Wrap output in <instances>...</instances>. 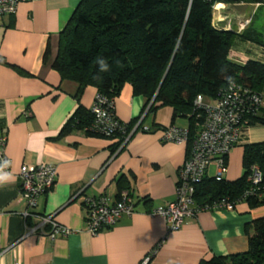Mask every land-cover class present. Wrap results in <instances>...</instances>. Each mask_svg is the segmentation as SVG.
Listing matches in <instances>:
<instances>
[{
	"label": "crops",
	"instance_id": "crops-1",
	"mask_svg": "<svg viewBox=\"0 0 264 264\" xmlns=\"http://www.w3.org/2000/svg\"><path fill=\"white\" fill-rule=\"evenodd\" d=\"M79 1L20 0L13 13L0 14V135L6 136L8 173L14 177L0 184V264H198L213 255L246 251L245 226L264 214V205L251 208L242 201L232 210H202L175 230L166 228L163 217L148 214L175 198L178 168L188 150V144L161 141L162 127L191 125L188 117H174L172 106L151 110L144 97L124 83L113 100L114 113L123 122L139 116L147 130L135 131L114 151L117 138L77 128L60 133L78 104L89 108L96 96V88L87 85L77 101L76 82L62 79L51 67L60 32ZM212 24L233 32L231 60L264 62V46L240 36L244 29L264 34V2H217ZM261 92L258 116L264 118V89ZM250 119L227 154L223 177L229 180L242 174L243 145L264 142V124H250ZM199 126L194 119L190 129ZM41 162L55 165V182L32 211L53 215L72 229L55 239L32 231L38 217L24 216L26 203L19 195L20 165ZM120 176L135 212L92 235L85 222L84 195L116 199Z\"/></svg>",
	"mask_w": 264,
	"mask_h": 264
},
{
	"label": "trees",
	"instance_id": "trees-1",
	"mask_svg": "<svg viewBox=\"0 0 264 264\" xmlns=\"http://www.w3.org/2000/svg\"><path fill=\"white\" fill-rule=\"evenodd\" d=\"M264 2V0H80L60 32L59 48L51 62L62 79L76 82L74 96L79 101L87 85L96 94L114 100L124 83L145 99L149 109L172 106L175 116L201 122V111L194 108L197 94L216 98L230 80L252 90L264 89V62L255 59L237 63L229 58L233 32L214 27L212 16L217 2ZM240 36L264 46V34L244 29ZM48 46L43 55L46 60ZM19 70V69H18ZM21 72V69L19 70ZM161 82V84H160ZM160 85V86H159ZM115 114V113H114ZM117 117V116H116ZM250 124H264V118L251 116ZM139 116L120 123L125 134L94 133L90 107L80 103L61 127V134L77 128L89 135L117 138L112 151L122 145ZM140 122H139V125ZM193 133L194 130L190 129ZM227 155L225 157V160ZM256 164L264 187V142L243 145L242 174L234 180L207 175L195 186L197 202L226 196L246 202L251 208L264 205L261 196L239 200L247 187L249 167ZM116 181L117 197L123 189ZM246 251L213 255L198 264H264V214L246 224Z\"/></svg>",
	"mask_w": 264,
	"mask_h": 264
},
{
	"label": "built area",
	"instance_id": "built-area-1",
	"mask_svg": "<svg viewBox=\"0 0 264 264\" xmlns=\"http://www.w3.org/2000/svg\"><path fill=\"white\" fill-rule=\"evenodd\" d=\"M20 0H0V14H11L16 10ZM263 102L262 92L250 89L242 83L230 80L219 92L216 98H206L197 94L193 105L201 111L202 120L199 129L191 132L188 127L169 124L162 127L161 141L188 144V150L183 163L178 168L175 183V198L163 205L148 211L150 215L161 216L166 221L168 230L180 228L188 219L202 210H232L236 203L226 196H221L207 202H197L194 197L195 186L208 175L210 165H214V177L223 176L226 167L225 157L237 143L241 127L251 116L258 115ZM93 120L88 127L94 133L105 135L125 134L124 126L114 114L113 102L107 97L96 94L90 107ZM137 120L126 135L123 144L135 130H147L138 126ZM4 172H9L11 159L6 153V136L0 135V165ZM56 176L54 164L41 162L39 164L23 163L19 167V195L26 203L24 216H36L38 221L32 231L47 233L50 239L66 236L72 229L58 223L53 215H38L32 211L40 195L50 189ZM262 175L259 167L252 164L246 177L247 187L239 200L247 196H261L264 187L260 188ZM83 206L88 232L95 235L100 230L113 226L122 216L135 212V204L128 190L119 192L116 199L111 200L105 194L84 195ZM47 228V229H46ZM149 255L144 259L146 262ZM143 264V263H142Z\"/></svg>",
	"mask_w": 264,
	"mask_h": 264
},
{
	"label": "clouds",
	"instance_id": "clouds-1",
	"mask_svg": "<svg viewBox=\"0 0 264 264\" xmlns=\"http://www.w3.org/2000/svg\"><path fill=\"white\" fill-rule=\"evenodd\" d=\"M7 166V162L4 165H0V184L11 181L14 177L10 173L4 172L3 168Z\"/></svg>",
	"mask_w": 264,
	"mask_h": 264
},
{
	"label": "rangeland",
	"instance_id": "rangeland-1",
	"mask_svg": "<svg viewBox=\"0 0 264 264\" xmlns=\"http://www.w3.org/2000/svg\"><path fill=\"white\" fill-rule=\"evenodd\" d=\"M257 17H258V15H257ZM233 148H234V146L229 150L228 154L233 150ZM227 168H228V163L226 162L225 172L223 173V176L226 174ZM214 173H216L215 167L214 166H210V168H209V174L213 175Z\"/></svg>",
	"mask_w": 264,
	"mask_h": 264
},
{
	"label": "water",
	"instance_id": "water-1",
	"mask_svg": "<svg viewBox=\"0 0 264 264\" xmlns=\"http://www.w3.org/2000/svg\"><path fill=\"white\" fill-rule=\"evenodd\" d=\"M160 84H161V82H160ZM159 86H160V85H159ZM134 132H135V130L131 133V135H132ZM131 135H130V136H131Z\"/></svg>",
	"mask_w": 264,
	"mask_h": 264
},
{
	"label": "bare ground",
	"instance_id": "bare-ground-1",
	"mask_svg": "<svg viewBox=\"0 0 264 264\" xmlns=\"http://www.w3.org/2000/svg\"><path fill=\"white\" fill-rule=\"evenodd\" d=\"M216 8H221L220 6H217Z\"/></svg>",
	"mask_w": 264,
	"mask_h": 264
}]
</instances>
